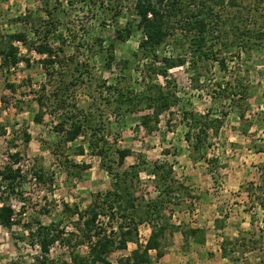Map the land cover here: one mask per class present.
<instances>
[{"label": "rangeland", "instance_id": "rangeland-1", "mask_svg": "<svg viewBox=\"0 0 264 264\" xmlns=\"http://www.w3.org/2000/svg\"><path fill=\"white\" fill-rule=\"evenodd\" d=\"M46 9L51 10L59 22L49 42L57 51L55 58L64 60L63 67L59 63L54 65L53 70H57L54 78L66 73V81L71 80L74 85L63 95L64 108L51 112L55 104L51 92L56 79L48 80L39 62L40 56L20 42H17L18 55L24 60L17 65L3 66L0 56V170L5 165L20 169L13 190L0 179V205H10L18 221L11 227L0 225V264L35 262L40 249L27 225L34 228L37 220L43 224H58L64 236L70 231L78 234L70 239V245L57 242L50 246L48 257L54 264H72L71 250L82 255L87 253L89 240L77 228L86 215L83 213L81 218L78 214L70 215L65 206L84 212L97 193L111 188L112 176L101 164L99 155L91 150L90 138L106 145L107 160L113 159L114 170H123L139 160H162L173 164L174 176L189 188V194L179 197L178 201L175 198L173 202L178 203L171 204L165 212L175 224L204 228L208 245L202 247L191 238L185 244L181 232H167L163 255L157 258L155 251H150L151 264H208L210 256L205 248L215 246L216 238H234L248 230L253 231L245 235L246 241L251 237L257 243H247L248 248L254 250L242 253L240 263L245 260L249 264H264V45L241 52L240 57L228 56L227 71L219 70L218 65L210 61L200 63L202 75L197 84H194L195 70L189 61L169 69L168 78L179 101L170 111H164L156 127L147 132L139 122L140 115L147 109L118 115L111 94L108 95L110 92L100 87L103 82L105 86L117 84L137 92L142 89L140 75H137L139 61L133 56L140 31L115 46L116 58L128 59L131 72L125 69L121 73L114 65L111 69L104 68L103 58L97 52V38L106 45L113 40L117 26L136 18L132 1L72 0L70 4L67 0H0V45L5 44L8 34L18 31L26 32L28 40H34L36 35L31 27L47 19ZM58 34L62 38H57ZM183 51L180 48L174 53ZM71 55L74 59L66 62L65 58ZM76 64L81 65L79 68L84 72L88 70L90 76L79 75L77 69L71 68ZM128 73L131 74L129 79ZM235 76L242 78L248 93L246 101L231 106L213 94V82L233 81ZM77 78L79 80L75 81ZM157 78L156 81L164 84L163 77ZM43 84H46L44 90L41 89ZM39 94H43L45 103L42 119L36 122L34 115L39 105L35 98ZM207 109L223 110V124L218 134L210 136V146L201 152L203 157L195 159L184 140L186 126L182 112ZM239 111H243V117H239ZM62 118H65V128L71 118L85 124L84 133L74 141H65L64 133L56 127ZM115 148L131 150L122 165L116 164ZM141 167L135 194H144L149 199L156 191L146 166ZM241 215L247 217V229L240 230L236 236L223 235L222 229L217 231L216 219L225 226L229 216H234L237 222ZM105 221L104 217L100 218V222ZM112 225L115 227L116 222ZM150 230L147 222L138 226L141 243ZM135 247V243L129 242L126 249L113 251L109 259L116 261ZM197 247L201 248L198 256L190 257L191 253H197Z\"/></svg>", "mask_w": 264, "mask_h": 264}, {"label": "trees", "instance_id": "trees-1", "mask_svg": "<svg viewBox=\"0 0 264 264\" xmlns=\"http://www.w3.org/2000/svg\"><path fill=\"white\" fill-rule=\"evenodd\" d=\"M67 1L72 4V0ZM116 1L121 2L122 0ZM131 1L136 18L133 21L127 20L121 27L117 26L113 40L106 45L102 44V39L97 38L99 48L97 52L103 58L104 68L111 69L114 65L121 73L125 69L131 72L128 59L118 60L116 58L115 46L117 42L126 41L135 31H140L141 35L133 56L141 63L137 62V75H140L142 89L137 92L127 86L122 87L117 84L105 86L103 82L100 87L110 92L108 95L111 94V101L118 115L138 109H147V112L139 117L140 124L147 132L156 127L164 111H170L179 101V96L172 88L174 85L171 87L172 82L168 78L169 69L184 65L189 61L191 68L195 70L194 84H197L202 75L199 72L202 65L200 63L210 61L217 64L219 70L227 71L226 58L228 56L240 57L241 52H249L257 46L264 45V0ZM45 11L47 19L42 24L31 27L36 35L34 40H28L26 32L10 33L5 44L0 45V56L2 65L7 68L24 60L18 55L17 42L29 45V48L40 56L39 62L48 80L56 79L51 92L55 104L50 108L51 112H55L57 109L64 108L63 95L70 85H74V82L66 81L68 76L66 73L58 74L54 78L57 74V70H53L54 65L59 63L58 65L63 67L64 60L58 61L55 58L57 51L52 47L49 38L57 32L59 22L52 16L51 10L46 9ZM56 37L62 38L59 34ZM180 48L184 49L183 53L175 54L174 52ZM233 48L236 49L235 52ZM58 49L62 51V48ZM73 59L71 55L67 56L65 61ZM79 67H81L79 64L71 66L72 69L79 71V75L86 73V77L90 76L88 70L84 72ZM69 75H72L71 72ZM130 75L128 73V79ZM158 76L164 78V84L156 81ZM78 80V78L75 79V81ZM213 83L215 85L213 94L220 100L228 101L231 106L236 105L235 102L246 101L247 85L240 76H235L233 81L215 80ZM45 86L46 84H43L41 89L44 90ZM106 99L109 100L108 96ZM35 100L39 105V110L35 113L34 120L39 122L42 119V107L45 103L43 94H39ZM212 111V109H207L204 112L189 110L182 112V119L186 126L184 140L191 148V157L195 159L203 157L201 152L210 146V136L218 134L222 127L225 112L223 110ZM238 115L243 117V111H239ZM64 119L62 118L56 127L64 133L65 141H74L84 133L85 124L71 118L69 126L65 128ZM88 141L93 153L99 155L101 164L111 174L112 182L109 190L95 195L84 212L78 211L76 207L71 209L65 206V210L69 211L70 215L78 214L79 218L83 216V213L86 215L77 228L78 232L89 240L88 250L85 255L71 250L69 256L72 264H148L152 261L150 251H155L157 258L163 255V240L167 232H181L185 244H188L190 238L198 244L205 243L206 230L204 228L175 224L170 215L165 212L171 204L178 203L173 202L175 198L178 201L179 197L189 194V188L180 184L174 176L172 163L162 160L151 162L139 160V163L131 164L123 170H114L113 159L107 160L106 145L99 143L98 139L90 138ZM114 152L116 153V164L122 165L131 150L115 148ZM142 165L146 166L148 174L152 176L153 187L156 191V194L150 196L149 199H146L144 194L140 196L135 194L140 182L139 171ZM262 168L264 169L263 166ZM19 173V168L5 165L0 170V179L6 181L7 186L13 190ZM38 176L40 177V174ZM101 217H104L106 221L100 222ZM16 221L14 209L8 204L0 205V225L11 227ZM114 221L116 222L115 227L112 225ZM144 222L150 224L151 230L145 242L141 243L138 239V226ZM215 223L217 229H223L224 224L219 219H216ZM27 227L29 234L35 238L40 249V254L35 256V262L30 264H54L53 260L48 257L50 246L57 242L62 245L68 244L73 236H78L73 231L64 236V230L53 222L43 224L37 220L34 228L30 224ZM250 231H242L234 238L223 237L220 242L221 255L234 263L241 261L242 253L246 250H254L249 249L247 243H257V240H252L251 237L246 241L245 235L252 233ZM129 242L136 244L129 254L119 256L116 261L109 259L113 251L126 249ZM243 264H249V262L244 260Z\"/></svg>", "mask_w": 264, "mask_h": 264}, {"label": "crops", "instance_id": "crops-1", "mask_svg": "<svg viewBox=\"0 0 264 264\" xmlns=\"http://www.w3.org/2000/svg\"><path fill=\"white\" fill-rule=\"evenodd\" d=\"M242 217L244 218L243 221H242V219H243ZM231 219H233V220H231ZM243 225H245L244 228L242 227ZM247 225H248V220H247V217L245 215H241L240 218L237 220V222H236L234 216H229L227 218V221L225 222V226L222 229V230H224L223 235L236 236L240 230L247 229L246 228ZM217 231L220 232L219 229ZM209 233H210V231H209ZM177 237H179V236L177 235ZM221 239H220V237H218V239L216 238V245L215 246H209V247L205 248V249H207V250H205V251H207L206 252L207 256H210L209 258L207 257L208 258L207 263L208 264H242V263H240V261L234 263L233 261L229 260L228 258L223 257L220 254L221 253V249H220ZM207 241L208 240H206L205 243L201 244V246L206 247L208 245ZM196 249H197V253H194V252L191 253L190 257H193L194 254L195 255L197 254V256H198V253L201 251V248L197 247ZM197 256H195L196 259H197ZM241 262H242V260H241ZM149 264H151V263H149ZM195 264H198V263L196 262Z\"/></svg>", "mask_w": 264, "mask_h": 264}]
</instances>
